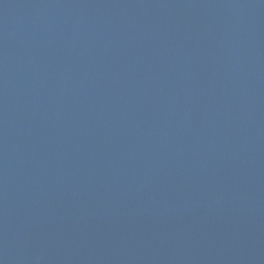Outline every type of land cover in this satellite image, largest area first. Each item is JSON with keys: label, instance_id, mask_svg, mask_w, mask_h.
<instances>
[{"label": "water", "instance_id": "water-1", "mask_svg": "<svg viewBox=\"0 0 264 264\" xmlns=\"http://www.w3.org/2000/svg\"><path fill=\"white\" fill-rule=\"evenodd\" d=\"M0 264H264V0H0Z\"/></svg>", "mask_w": 264, "mask_h": 264}]
</instances>
